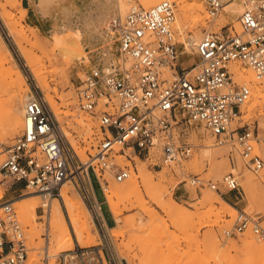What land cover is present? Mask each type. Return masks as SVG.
Returning <instances> with one entry per match:
<instances>
[{
	"label": "built area",
	"instance_id": "2783aa9c",
	"mask_svg": "<svg viewBox=\"0 0 264 264\" xmlns=\"http://www.w3.org/2000/svg\"><path fill=\"white\" fill-rule=\"evenodd\" d=\"M210 18L219 16L226 0H203ZM241 33L220 35L206 31L196 46L199 62L190 77L186 71L165 76L176 70L180 58L174 31L176 3L164 0L146 8L132 5L124 17L114 22L121 59L110 72L94 65L77 88L82 110L98 118L100 132L92 161H81L85 168L76 175L71 146L60 132L56 115L46 96L33 87L26 97L24 127L5 148L0 175L7 190L16 196L0 200V264H27L30 247L14 203L28 194L39 195L43 202L60 198L63 184L82 173L88 175L86 198L92 207L93 220L100 241L82 246L75 244L55 255L49 250L48 222L43 234L41 264H127L109 233V222L95 191L93 176L104 198V183L129 179L136 172V160L152 168L170 167L188 159L195 145L189 141L194 124L203 126L219 145L235 146L245 164L254 172L264 168L257 149L255 126L242 122V105L253 94L251 84L235 80L233 62H241L264 80V0H239ZM127 158L132 165L124 163ZM134 162V163H133ZM91 179V181L89 180ZM196 186H210L227 196L240 189L238 177L229 172L222 178L227 190L199 175L191 177ZM106 200V199H105ZM46 214L45 205L40 207ZM47 215V214H46ZM251 228L264 238V228L257 219L239 211L236 223L227 235Z\"/></svg>",
	"mask_w": 264,
	"mask_h": 264
},
{
	"label": "rangeland",
	"instance_id": "374dc122",
	"mask_svg": "<svg viewBox=\"0 0 264 264\" xmlns=\"http://www.w3.org/2000/svg\"><path fill=\"white\" fill-rule=\"evenodd\" d=\"M67 1L70 3L78 2L80 7H82L81 9L83 12L81 11V14H74L73 17H71V25H73V28H77V32L81 35V39L84 37L82 31L87 30V27L85 26L86 16L91 14L92 18L98 21V23H96L98 24V29L92 31L88 29L90 33H88L87 37L83 38V45L84 50L87 52V58H79L81 53L79 47L71 46L68 43V36H70L68 27L70 26L69 22L66 20V16L63 14V10L53 8L51 12H49L50 14L45 13L39 8L40 0H17L16 3H13L12 0H0V41H4L10 49L17 64L23 69L25 75L27 76L28 86L26 91L23 93L25 94V103L26 95L31 93L33 87H37L46 96L48 102L49 98L47 97V93L38 85V81H36L34 74L26 65L24 58L21 56L16 41L10 34L11 25H14L18 30L15 27L14 28L20 32L22 45L30 53L35 66L45 73L50 86L49 94L56 101L57 107L60 109L59 113L55 111L57 110L56 108H51L54 113H56L55 115L60 128L63 127L62 129H59L60 132L62 131L61 134L69 142V146H71V153L75 165L79 167L75 171V174L78 175V171L85 168V165H82L81 161L88 164L93 160L92 157L95 154L96 147L98 145L97 133L100 132V122L97 117L92 116L81 109L77 95V88L85 78V74L89 69H91L94 65H103V61L101 59L104 56L103 52L106 47V42L102 33L107 34L109 30L107 28V24L105 23L107 21L106 15H99V12H96V10L92 8L91 0ZM174 2L176 3L177 20L180 13V4L176 0H174ZM129 3L130 8L132 4H141V0H132L129 1ZM224 13L226 15L225 18H223L221 14L214 19L210 18L205 5V9L200 13L201 19L199 23H188L184 34L175 21L173 27L176 40L178 41L180 58L177 62L176 70H166L165 76L172 77V74L176 73V71L179 73L186 71L189 73L188 75L190 77L196 74L197 69H195V67L199 62V56L196 52V47H191L188 45L189 42L186 41V38L189 35L197 33L200 38H202L206 31L216 32L220 35L242 32L237 31L233 27L235 20L240 22L238 19L240 14L230 15L225 11ZM16 23L17 25H15ZM91 33L95 34V36H91ZM109 41L114 49L116 54L115 56H119V46L115 33L111 34ZM5 54L6 50L0 51V56ZM238 65L246 66L241 62H238ZM11 91L13 90L12 88L6 86L0 69L1 113L8 105L9 100L7 99L10 98L12 94ZM262 92L260 96H263V98L259 96V100L263 103L258 105L257 108L252 111H248L249 105L245 106L242 110L243 120L240 124L243 125L249 123L255 126V131L258 135L257 149L264 159V152L262 151V147L264 145V129L260 125V119L264 117V85L262 86ZM50 105L53 106L51 103ZM80 115L85 117V122L91 124L90 130H87L85 123L82 124L78 122L81 118ZM23 127L24 116L23 124L19 128V131L14 134L7 135L4 140H0V148L3 151H1L2 153L0 152V162L5 158L4 151L6 146L11 144L18 134L22 133ZM200 127L202 126L198 124H194L192 126L189 141L195 145V148L193 154L181 163L170 167L155 169L147 162H143L138 159L136 160V172L133 170V173H139L138 168L145 166L144 171L153 173L157 181L161 175L165 174V179L161 182V185L156 188L159 190L157 193L161 192L164 195L165 201H168L170 197H172L173 200L183 208V214L182 217H180V215L174 217L164 211L159 202L156 200L157 190L155 191V188L149 190L143 185L141 186L140 192L133 193V195L131 194L128 201H122L123 213L121 215V222L124 224L120 222V226H118L115 231L109 229V233L114 239L119 252L125 260H127V264H264V248H246L240 245L241 238H243L248 232L263 241L264 238L256 234L251 228L247 229L245 232L233 234L231 236L226 233L227 230L233 229L239 211H243L251 218L257 219L264 228V168L259 172H254L245 164L240 152L235 146L230 144H217L215 138L208 132L207 133L210 136V138H208L209 143L216 144L213 146L215 153H213V156L210 158L204 157L202 159V146L200 145L208 142L205 140V135L202 136L201 134H198ZM64 132L67 133V136ZM71 139L74 141H69ZM74 147H77V149ZM197 156L199 159L195 160ZM118 158L122 159L124 163L132 165L127 158L123 156H119ZM233 167L237 169L236 172L232 171ZM91 168L88 169V172L93 176L97 196L101 202L106 201L98 181L92 174ZM229 172H233L238 177L240 189L230 192L227 196L222 195L221 192L208 185L196 186L190 181L193 175H199L207 181L211 180L212 182L217 183L221 188V191L225 192L227 189L224 188L222 184V178ZM247 177L251 178L250 189H246L244 185L243 179ZM82 178L83 181L79 180L78 177L66 181L61 188V194L64 189H68V195L70 197H76V195L79 197L81 196L89 211L91 210L90 213L92 218V207L86 198L85 191L88 175H84L83 172ZM139 180L141 182L140 178ZM2 181L4 182L6 180H2L0 175V200L15 197L16 193L13 189L7 190L6 185H3ZM109 181V184H123L127 180L119 183L110 178ZM72 187L75 189L77 188L76 193L71 190ZM208 193H213L217 197L226 198L227 201L231 205H234L238 210L231 215L229 213L231 208L219 200L216 202L217 207L223 208L226 211L225 214H223V217L218 220L215 215L209 212L208 206L203 203L205 195ZM134 194L136 195V198H139L138 200L134 199ZM30 195L31 194L25 195L17 198L16 200L21 198L27 199ZM62 198L63 197L61 196L57 199L62 202ZM37 199L40 204L38 207V213L40 216L36 220L37 223L39 222L37 224L39 236L33 241L31 240L29 230L30 227L22 219L17 203H14L19 219L24 227L25 234L27 235L26 237L29 247L31 248L33 243L39 246L36 258L32 264H41L42 252L45 246L43 234L48 224L46 214L41 216L40 212L43 200L40 196ZM130 199H133V201ZM139 204L145 205V207L149 209L150 214L151 210H153V212L156 211L157 215L155 212L154 214L152 213L154 217L153 215L149 216L147 213L149 211H146L147 209L143 206L141 207ZM102 209L109 225L115 226L116 220L108 203L102 204ZM65 219L70 223L66 208ZM92 221V231L95 233V236H93L94 240L89 242L79 241L82 245L96 244L100 241L99 232L93 218ZM125 221L127 223H125ZM121 224L123 228L121 227ZM125 225L126 228L124 227ZM71 230L74 231L72 226ZM118 231L123 233H119ZM151 237L152 239H150ZM77 243L78 241L75 242V244ZM63 249L66 248L54 246L53 244H50L49 247L50 253L53 255ZM155 260L156 262H159L154 263ZM52 263L56 264V256L51 257V264Z\"/></svg>",
	"mask_w": 264,
	"mask_h": 264
},
{
	"label": "bare ground",
	"instance_id": "6f19581e",
	"mask_svg": "<svg viewBox=\"0 0 264 264\" xmlns=\"http://www.w3.org/2000/svg\"><path fill=\"white\" fill-rule=\"evenodd\" d=\"M66 1L67 0H40L39 8L42 11H44L45 13L51 12V10L53 8L63 10V14L66 16V20L69 22V26H70V27H68L69 28L68 30L70 31V36H68V43L71 46L79 47V49L81 50L79 58H81V57L87 58V52L84 50L83 38L88 36V33H90L89 30L92 31V30L98 29V24H96V23H98V21L95 20L94 18H92L91 14L86 16L85 26L87 27V30L88 29L89 30H88V32H87V30L82 31L84 37H82V39H81L80 38L81 35L78 34L77 28H73V25H71V17H73L74 14H76V15L81 14V11H82L81 8L82 7H80V4L78 2L70 3L69 1H67L68 2L67 3ZM129 1H132V0H91L92 8L95 9L96 12H99V15H102V16L106 15L107 21L105 23L107 24V28L109 31L107 32V34L102 33V36L106 42V47L104 46L105 47L104 52L102 51L104 53V56L101 59L103 61L102 68L106 72H110V71L115 70L121 62L120 56H115L116 54L114 52L112 45L110 44L109 37H111L112 33H115V30L113 28L114 22L117 21V19L119 17H124L127 15V13H128L127 11H129V9H130L129 8V4H130ZM161 1H164V0H141V4L146 8H150V7L158 4ZM170 1H174V0H170ZM176 1L180 4V13L177 17L176 24L179 26L180 30L184 34L186 31V27H187L188 23H190V22H192L193 24L199 23V21L201 19L200 13H201V11H203L205 9V3L203 0H176ZM12 2L16 3L17 0H12ZM135 4H132V5H135ZM224 11L230 15L241 14L243 11V5L239 0H226L225 5H224V9H223V13L221 14V16H223V18L226 17ZM60 13H62V12H60ZM101 22H103V21H101ZM15 25H17V23ZM101 26H103V25H101ZM14 27H15L14 25L10 26V34L15 39L21 56L24 58V60L26 61V65L31 69L32 73L34 74L36 81H38V85L42 88L43 91H45L47 93V97L49 98V102L53 105L51 107H53L54 109L56 108L57 110H55V111H57V113H59L60 109L57 107L56 101L49 94L50 86H49V83L47 81V77H46L45 73L35 66V63L33 62L32 58L30 56V53L22 45V41L20 39V32L17 31L18 29L16 27L15 28L17 30ZM233 27L239 32L242 31L241 24L238 20L234 21ZM93 35L95 36V34L91 33V36H93ZM187 36H185V37H187ZM200 39H201L200 36L197 33H195L193 35H189L186 38V41L189 42L188 45H190L191 47H196L198 42L200 41ZM191 47H189V48H191ZM1 50H6V54L3 56H0V69L2 72L3 80L6 84V86L9 88H12V90H13V91H11L12 94H11L10 98L7 99V100H9L7 107L5 108V110L2 113L0 112V140H4L7 137V135L14 134V133L18 132L19 128L23 124V116H24L23 113H24V105H25V101H24L25 94H23V93L27 89L28 82H27V76L25 75L23 69L17 64V62H16L15 58L13 57L10 49L7 47V45L4 43V41H0V51ZM231 70L234 73V77L236 80H238L240 82L251 84V86L253 85L252 86V90H253L252 97L245 104L242 105L241 109L243 110V108L245 106L249 105L248 111L255 110L258 105H261V103H263V102H261V100H259V96H260V94L263 93L262 92V86L264 85V80H259L251 68L243 66V65H238V62H233L231 64ZM85 76H86V74H85ZM27 96L28 95H26V97ZM261 98H263V96ZM80 116H81V118L79 119L78 122L82 123V124L85 123L87 126V130H90L91 124H89L88 122H85V117H83V115H80ZM58 119H60V118H58ZM260 125L264 129V117L260 119ZM62 128H60V129H62ZM66 134L67 133H65V135ZM198 134H201L202 136L205 135V140L208 142L206 144L200 145V146H202V156H201L202 159L204 157H207V158L212 157L213 153H215V151L213 150V146L216 144L215 143H209L208 138H210V136L208 135L206 129L203 126L199 128ZM88 136H90V135H88ZM69 141H74V140L71 139ZM70 143L73 144L72 142H70ZM75 149H77V147ZM1 151L2 150L0 148V152ZM262 151L264 152V145L262 147ZM197 159H199L198 156L195 158V160H197ZM144 168H145V166L139 167L138 168L139 173H133L132 172L133 174L131 175V177L129 179H127V181L123 184L122 183L121 184H116V183H113V184L112 183L111 184L104 183L103 184L106 202L108 203L109 208L112 211L113 216L116 220V225L115 226L109 225L108 226L109 229L115 231V229L118 226H120L119 224L122 221L121 215L123 213L122 201H125V200L128 201V199L131 197L130 196L131 194L133 195V193L140 192L142 185L144 187L148 188L149 190H151L153 188H155V191L157 190L156 191V198H157L156 200L159 202L161 208L164 211H166L167 213H169L170 215H172L174 217L175 216L177 217L178 215H180V217H182L183 208L181 206H179L173 200L172 197H170V199L168 201H165L164 195L161 192L157 193L159 190L156 188H158V186L161 185V182L165 179L164 178V177H166V176H164L165 174L161 175V177L158 178V181H157L154 174L151 172L144 171ZM232 171L236 172L237 169H235L233 167ZM78 174H80V171H78ZM139 178L141 179V182H140ZM89 180L91 181V179H89ZM243 180H244L245 188L250 189L251 178L247 177V178H244ZM76 189L74 187L71 188V190L74 193H76ZM62 197H63L62 202L59 199L55 198L52 200H46L42 203V206L45 205V211L47 214L46 216H47L48 222L50 224V231H51V240H50L48 247H50V244H53L54 246L64 247L67 249V248H72L75 245V242H77V241H78V244H80V245H82V244L79 243V241L80 242L93 241L94 240L93 236H95L94 235L95 233H93V231H92V226H93L92 218H93V216L91 218V213H90L91 210L89 211V209H88L85 201L83 200V198H81V196L79 197L78 195H76V197H70L68 195V189L63 190ZM37 198H39V195L31 194L30 197H28L27 199L21 198V199L15 201L17 203V206L19 207L20 212H21L22 219L30 227L29 230H30V235H31L32 241L34 239H37L36 237L39 236V230H38V225H37L39 222L37 223L36 220L40 216L38 213V207L40 206V204H39V201ZM134 199L138 200L139 198L138 197L136 198V195H135ZM130 200L133 201V199H130ZM219 200L221 202H223V204H225L231 208L230 212H229L231 215L234 214V212L236 210H238L234 205H231L227 201L226 198L217 197L213 193H208L205 195V199L203 200V203H205L208 206L209 212L212 213L213 215H215L218 220L223 217V214H225V211H226L223 208L217 207L216 202H218ZM132 201H130V202H132ZM139 203H141V202H139ZM139 205H141V204H139ZM142 206L144 208H146L145 205H141V207ZM65 208L67 210L70 223H69V221L67 222V220L65 219ZM146 209H147L146 211H149L148 208H146ZM155 212L156 211L153 212V210H151V214H150V211L147 213L149 214V216H152ZM156 215H157V212H156ZM153 217H154V215H153ZM153 217H151V218H153ZM179 218H176V219H179ZM175 221H177V220H175ZM121 223L124 224L123 222H121ZM125 223H127V222L125 221ZM122 224H121V227H122ZM71 226H72L74 231L71 230ZM124 227L126 228V225ZM121 231H123V230H121ZM119 233H123V232H119ZM91 234H93V235H91ZM114 234H115V232H114ZM150 239H152V237ZM240 245H242L246 248L263 249L264 248V241L248 232L247 234H245V236L243 238H241ZM82 246H86V245L83 244ZM38 248H39V246L35 245L34 243H33V246H31V248H30L31 253H29L30 255H29V259H28V263L30 261L29 264H32V262L35 260ZM162 259H164V258H162ZM160 261H161V259H160ZM147 262H149V261H147ZM155 262H156V260L154 261V263ZM157 262H159V261H157ZM52 264H54V263H52Z\"/></svg>",
	"mask_w": 264,
	"mask_h": 264
}]
</instances>
